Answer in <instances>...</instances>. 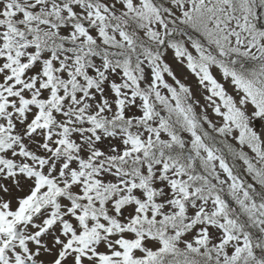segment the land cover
Segmentation results:
<instances>
[{
	"label": "snow or ice",
	"instance_id": "snow-or-ice-1",
	"mask_svg": "<svg viewBox=\"0 0 264 264\" xmlns=\"http://www.w3.org/2000/svg\"><path fill=\"white\" fill-rule=\"evenodd\" d=\"M0 264H264V0H0Z\"/></svg>",
	"mask_w": 264,
	"mask_h": 264
}]
</instances>
